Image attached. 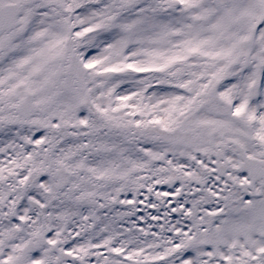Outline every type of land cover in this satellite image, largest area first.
<instances>
[{"label": "snow or ice", "instance_id": "1", "mask_svg": "<svg viewBox=\"0 0 264 264\" xmlns=\"http://www.w3.org/2000/svg\"><path fill=\"white\" fill-rule=\"evenodd\" d=\"M0 264H264V0H0Z\"/></svg>", "mask_w": 264, "mask_h": 264}]
</instances>
